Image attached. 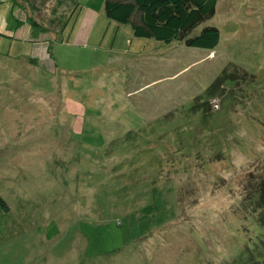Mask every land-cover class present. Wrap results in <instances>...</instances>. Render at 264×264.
<instances>
[{
	"label": "rangeland",
	"instance_id": "obj_1",
	"mask_svg": "<svg viewBox=\"0 0 264 264\" xmlns=\"http://www.w3.org/2000/svg\"><path fill=\"white\" fill-rule=\"evenodd\" d=\"M104 2L0 0V264H237L262 242L264 0H217L211 49Z\"/></svg>",
	"mask_w": 264,
	"mask_h": 264
},
{
	"label": "trees",
	"instance_id": "obj_2",
	"mask_svg": "<svg viewBox=\"0 0 264 264\" xmlns=\"http://www.w3.org/2000/svg\"><path fill=\"white\" fill-rule=\"evenodd\" d=\"M216 2L217 0H105L104 9L110 20L119 24L130 22L136 38H154L167 43L181 40L187 46L211 49L220 39V31L216 26L206 25L195 35H191V32L215 13ZM68 5L70 13L67 19L71 23L70 25L66 23L63 27L65 42H68L80 12L78 4L69 2ZM16 21L17 24L21 23L19 20ZM17 24L15 23L14 27ZM230 74L226 67L207 90L210 93L214 92ZM261 188H263L261 196L257 200L254 199L252 204L255 206L253 209L259 213L258 223L263 227L262 242L256 241L257 248L248 250V255L247 252H242L237 264H264V181H261Z\"/></svg>",
	"mask_w": 264,
	"mask_h": 264
},
{
	"label": "crops",
	"instance_id": "obj_3",
	"mask_svg": "<svg viewBox=\"0 0 264 264\" xmlns=\"http://www.w3.org/2000/svg\"><path fill=\"white\" fill-rule=\"evenodd\" d=\"M73 32H74V27H73V29H72V31H71V33H70V36H71V34H73ZM70 36H69V38H70ZM69 40V39H68ZM131 42H132V40H131Z\"/></svg>",
	"mask_w": 264,
	"mask_h": 264
}]
</instances>
